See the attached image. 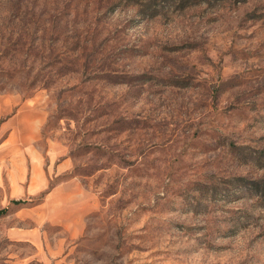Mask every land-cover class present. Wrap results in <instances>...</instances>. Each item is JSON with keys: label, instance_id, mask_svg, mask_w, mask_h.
Returning a JSON list of instances; mask_svg holds the SVG:
<instances>
[{"label": "rangeland", "instance_id": "1", "mask_svg": "<svg viewBox=\"0 0 264 264\" xmlns=\"http://www.w3.org/2000/svg\"><path fill=\"white\" fill-rule=\"evenodd\" d=\"M3 209L0 264H264V0H0Z\"/></svg>", "mask_w": 264, "mask_h": 264}, {"label": "trees", "instance_id": "2", "mask_svg": "<svg viewBox=\"0 0 264 264\" xmlns=\"http://www.w3.org/2000/svg\"><path fill=\"white\" fill-rule=\"evenodd\" d=\"M13 203L15 204H20L21 202L19 201H14ZM7 212V209L0 210V217L4 216Z\"/></svg>", "mask_w": 264, "mask_h": 264}]
</instances>
